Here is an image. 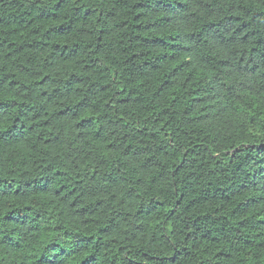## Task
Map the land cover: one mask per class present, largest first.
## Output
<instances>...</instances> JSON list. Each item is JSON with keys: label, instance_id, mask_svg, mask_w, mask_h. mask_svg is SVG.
Returning <instances> with one entry per match:
<instances>
[{"label": "trees", "instance_id": "obj_1", "mask_svg": "<svg viewBox=\"0 0 264 264\" xmlns=\"http://www.w3.org/2000/svg\"><path fill=\"white\" fill-rule=\"evenodd\" d=\"M0 264H264V0H0Z\"/></svg>", "mask_w": 264, "mask_h": 264}]
</instances>
